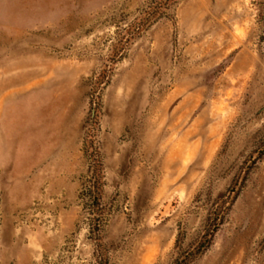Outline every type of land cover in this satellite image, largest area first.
<instances>
[{
    "label": "rangeland",
    "instance_id": "obj_1",
    "mask_svg": "<svg viewBox=\"0 0 264 264\" xmlns=\"http://www.w3.org/2000/svg\"><path fill=\"white\" fill-rule=\"evenodd\" d=\"M0 264H264V0H0Z\"/></svg>",
    "mask_w": 264,
    "mask_h": 264
}]
</instances>
